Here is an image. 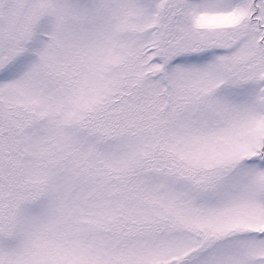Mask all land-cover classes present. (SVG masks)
I'll return each instance as SVG.
<instances>
[{"label": "snow or ice", "instance_id": "1", "mask_svg": "<svg viewBox=\"0 0 264 264\" xmlns=\"http://www.w3.org/2000/svg\"><path fill=\"white\" fill-rule=\"evenodd\" d=\"M0 264H264V0H0Z\"/></svg>", "mask_w": 264, "mask_h": 264}]
</instances>
